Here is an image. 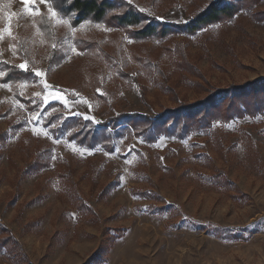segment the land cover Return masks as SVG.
Listing matches in <instances>:
<instances>
[{"label": "rangeland", "instance_id": "374dc122", "mask_svg": "<svg viewBox=\"0 0 264 264\" xmlns=\"http://www.w3.org/2000/svg\"><path fill=\"white\" fill-rule=\"evenodd\" d=\"M213 1L116 0L115 9L179 24ZM239 2L250 10L194 34L135 39L139 26L74 25L49 0H0V238L11 246L0 264H264V109L188 134L174 122L153 138L106 129L111 150L55 131L63 119L157 116L262 81L264 0ZM2 64L30 75L4 80Z\"/></svg>", "mask_w": 264, "mask_h": 264}, {"label": "trees", "instance_id": "16d2710c", "mask_svg": "<svg viewBox=\"0 0 264 264\" xmlns=\"http://www.w3.org/2000/svg\"><path fill=\"white\" fill-rule=\"evenodd\" d=\"M116 0H49L51 7L61 16L69 17L74 25H77L85 20L105 23L106 19L115 22L117 27L128 29L139 26L137 30L136 39H145L149 37L162 38L167 35L178 34L184 32L186 34H194L202 28L215 25L229 18H232L241 9H249L246 4L234 0L229 4H225L226 0H215L211 2L205 9L198 12L186 23L179 24H164L155 20L146 19L142 14H138L134 9L126 10L123 13L116 12ZM250 10V9H249ZM247 10V11H249ZM42 17H40L41 19ZM47 22H42L41 28L42 36L53 37V32ZM106 24V23H105ZM46 38V37H45ZM80 48L85 46L79 44ZM86 46L85 51L96 52ZM27 48L19 46L18 52L22 57H28ZM59 59L61 54L54 52ZM105 55V54H104ZM181 61V60H180ZM137 63L143 66L144 61L137 58ZM149 65V63H148ZM6 70L7 75L3 79H8L10 76L20 78H28L29 71H20L17 66H8L2 64ZM127 76V74H125ZM264 82L258 80L246 83L242 86H230L227 89L217 90L210 93L203 100L192 104H180L174 109H167L162 114L157 116H148L139 113H121L115 117L109 118L101 122L98 126H93L89 121H84L80 118L63 119L56 132H67V138L74 140L78 145L92 149L96 145H102L105 149L111 150L109 142L106 141V129L115 130L120 126H129L136 135L149 134L153 138V132L165 130L168 133L170 124H182V134H188L192 131L198 132L208 127V124L219 119L221 122H229L233 118H240L244 112L250 115H255L258 112H263L264 109V89H261V84ZM27 106L30 110L34 109L39 102L33 103L28 100ZM217 106V107H215ZM253 106L252 111H249ZM46 110L52 109L49 105ZM58 113L49 116L47 122L53 121L58 117ZM55 118V119H56ZM209 128V127H208ZM121 132L129 133L127 128ZM108 137V136H107ZM183 137V136H178ZM43 157L50 159V151ZM39 163V162H38ZM45 166V162L39 163V166ZM8 249L10 251V242L6 237L0 238V252Z\"/></svg>", "mask_w": 264, "mask_h": 264}, {"label": "snow or ice", "instance_id": "6c2138e0", "mask_svg": "<svg viewBox=\"0 0 264 264\" xmlns=\"http://www.w3.org/2000/svg\"><path fill=\"white\" fill-rule=\"evenodd\" d=\"M31 2L34 3V0H31ZM42 2H43V0H42ZM128 2L131 3V0H128ZM25 3H26V4L29 3V0H25ZM49 12L52 14L53 17H55V16L57 15L56 12H55L51 7L49 8ZM33 14L35 15V14H37V13H33ZM57 22H58V23H64V24H68V23H69L67 20H64V19H62V18H59ZM97 26H98V25H97ZM81 27H83V25H81ZM19 67H20L21 69L27 70V67H26L25 64H21V65H19ZM3 75H4V73H0V76H3ZM36 75H37V76H40V75H42V73L39 72V71H37V72H36ZM45 87H48V86L45 85Z\"/></svg>", "mask_w": 264, "mask_h": 264}, {"label": "water", "instance_id": "95a60500", "mask_svg": "<svg viewBox=\"0 0 264 264\" xmlns=\"http://www.w3.org/2000/svg\"><path fill=\"white\" fill-rule=\"evenodd\" d=\"M261 80L264 81V77H262Z\"/></svg>", "mask_w": 264, "mask_h": 264}]
</instances>
